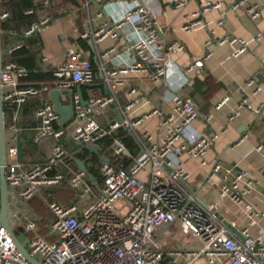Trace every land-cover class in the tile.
<instances>
[{
    "label": "built area",
    "instance_id": "obj_1",
    "mask_svg": "<svg viewBox=\"0 0 264 264\" xmlns=\"http://www.w3.org/2000/svg\"><path fill=\"white\" fill-rule=\"evenodd\" d=\"M30 1L33 7L24 11L26 16L36 15L39 9L47 10L53 2ZM99 1L85 0L84 7L89 9ZM200 1V10L183 31H207L205 60L211 58L213 45H227L233 49L232 57L239 58L249 51L252 43L259 44L263 40L264 34H258L252 41L230 35L218 37L228 13L258 20L261 8L257 4L250 0L232 4ZM122 4L110 12L97 29L80 36L95 45L107 39L124 42L126 58L118 55L111 69L99 67L109 96L91 91L84 106L81 95L73 94L77 87L92 85L97 78L92 62L79 50L67 53L64 62L53 71L51 84L27 85L29 71L24 66L13 61L2 63L0 85L5 128L7 126L12 132L8 148L5 146V180L10 194L15 195L25 209L19 214L12 212L11 219L16 238L23 234L27 239V254L20 251L15 238L0 224V264H264V241L251 236L258 215L249 199L258 185L255 176L244 169L238 170L220 157L211 164L205 176L201 189L205 186L207 191L203 196L201 190L191 193L186 188L191 177L182 156L200 161L202 167L207 166L206 155L225 132L200 135L193 131L200 114L190 96L181 92L173 94V109L169 114L155 110L145 118L132 119L128 113L139 99L137 90L131 88L128 92L130 103L119 108L122 123L110 121L108 110L116 104L120 89L127 85L126 77L142 76L160 84L178 75L183 86L190 87L194 77L204 68L203 60L184 69L178 68L172 57L183 52L185 47L180 42H167L166 32L153 15L150 4ZM172 6L182 9L186 3L174 1ZM211 11H220L223 18L214 23L203 20ZM103 15L98 14L99 17ZM9 18V10L1 7V23ZM50 23L51 17L42 15L23 35L25 38L39 35ZM24 45V41L14 43L7 54L12 55ZM115 52V47L110 48L100 59L103 61ZM254 84L251 80L247 86L254 87L253 93L257 94L261 88ZM53 91L72 93L74 117L69 128L59 125L60 117L48 99ZM36 98L41 99L42 104L35 112L39 126L35 129L34 142L39 145L52 140L54 144L52 154L44 162L23 167L17 160L20 112L23 105ZM62 99V102H69L66 96ZM231 99L225 96L215 109L221 110ZM243 109L260 114V109H253L244 97L229 121L238 118ZM153 115H160L158 138L138 130L141 123ZM204 121L210 122V117H205ZM120 129L134 141L135 155L130 154L121 138L114 136ZM65 138L82 147L77 152H69L62 142ZM108 139L112 141L109 158L103 156L104 143ZM92 146L99 148L96 174L90 173L94 168L90 161L92 153L84 160L78 157ZM255 151L264 153V146L258 144ZM75 160L84 162L87 173L78 168ZM63 186L74 196L68 205L51 200L47 195L48 191ZM35 198H41L47 205L49 223L43 224L39 217L24 215L30 212L28 203ZM121 204L124 213L118 211L117 206ZM172 226H176L178 232L171 230ZM163 229L164 237L160 241L157 234ZM175 233L178 234L176 246L170 245L167 239ZM190 237L193 238L191 248H186Z\"/></svg>",
    "mask_w": 264,
    "mask_h": 264
},
{
    "label": "crops",
    "instance_id": "obj_2",
    "mask_svg": "<svg viewBox=\"0 0 264 264\" xmlns=\"http://www.w3.org/2000/svg\"><path fill=\"white\" fill-rule=\"evenodd\" d=\"M174 1H183L186 6L182 9H176L172 6ZM210 1L232 4L238 0ZM250 1L260 6L261 17L258 20H252L244 14L228 13L224 18L225 27L218 30V37L230 35L252 41L258 34H264V0ZM125 2L127 4H150L153 15L166 32L167 42H180L184 45L185 50L177 52L172 57L178 68H187L198 60L204 61V68L194 77L190 87L183 86L178 75H172L160 84H154L142 76L131 75L126 77L127 85L120 89L116 104L112 105L108 110L110 121L114 122L116 120L114 113L116 110L130 103L131 98L128 92L131 88L137 90L139 99V103L128 113L132 119L145 118L155 110H158L159 113L169 114L173 109L171 99L173 94L181 92L190 96L200 114L199 120L194 123L193 131L200 135L225 132L206 155L207 166L202 167L200 161L182 156L185 169L191 177L189 191L197 193L201 190L200 194L202 196L206 193L207 188L205 186L201 189L205 176L210 172L211 164L220 157L227 163L236 166L238 170H246L248 174L255 176L258 181V185L249 195V199L258 214L256 225L251 229V236L253 238H262L264 241V153L258 154L255 151L258 144L264 146V38L259 44L252 43L249 51L239 58L232 57L233 49L231 47L213 45L211 47V58L205 60L206 51L204 44L209 37L207 31L204 29L192 32L183 31V27L192 21L193 15L200 10V4L202 3L200 0H101L98 3L91 4L89 9L84 7L85 0H53L50 8L47 10L39 9L36 15L31 16L34 17L33 23L42 15L47 14L51 17L49 27L41 34L33 37L39 38L38 41L42 43V47L38 48L36 55V68L39 71L51 72L53 75V71L64 62L70 50H79L92 62L97 74V78L92 84L94 85L93 89L82 86V98L87 100L91 91L97 95L106 96L107 87L101 79L99 67L103 65L106 69H111L119 56H122V59L126 58L124 42H115L107 39L95 45L91 40H83L80 36L82 33L97 29L98 26L106 21L110 12L113 13V10L117 9L118 5ZM100 12L104 14L102 17L98 16ZM221 18H223V15L220 11H211L204 15L203 20L214 23ZM24 31L22 30L19 35L11 31L8 33L2 45L4 57L9 56L7 51L16 42L24 41L25 45L22 49L26 48L31 37L25 38L23 35ZM113 47L116 48L117 52L108 55L102 61L100 55ZM16 63L21 65L18 62ZM251 80L255 82V86L261 88L259 93L254 94V87L250 88L247 86V83ZM25 82L27 85L34 84V86L51 84L53 77L50 81ZM73 94H79L77 88L73 90ZM49 95L48 99L51 101ZM225 96H231V101L221 110H216V104ZM244 97L248 98L253 109H260V114L256 115L251 110L243 109L240 112V116L230 122V115L236 110L239 101ZM62 101L63 99H61L62 106L69 105V102ZM41 104V99H32L23 105L20 112L19 127L21 128V133L17 143V160L23 167L42 163L52 154L54 144L52 140H46L39 145L34 142L35 129L39 126L35 119V112ZM205 117H210V122H205ZM72 122L73 119L64 126L69 128ZM159 123L160 115H153L144 120L138 130L140 132H149L155 138H158ZM11 136L12 132L6 126L5 146L7 148ZM128 136L130 135L128 134ZM62 142L69 152H77L80 148L66 138ZM88 153L90 155L91 152L88 151ZM103 154V156L108 158L111 156L108 149L103 151ZM133 154L135 155L136 152ZM92 155L99 158L98 154ZM91 159L92 156L90 157ZM129 161L128 164L131 162ZM141 177H144V175H141ZM47 195L49 199L55 200L62 205H68L74 197L65 186L48 191ZM36 199L28 203L30 212L24 215L28 218L39 217L43 220V224H47L50 221L48 208L44 204L46 213L43 214L42 207L35 204L34 200ZM19 204L16 196L10 194V211L19 214L24 209ZM175 227L172 226L170 229ZM163 231L164 229L157 234V238L160 241L164 237L162 235Z\"/></svg>",
    "mask_w": 264,
    "mask_h": 264
},
{
    "label": "water",
    "instance_id": "obj_3",
    "mask_svg": "<svg viewBox=\"0 0 264 264\" xmlns=\"http://www.w3.org/2000/svg\"><path fill=\"white\" fill-rule=\"evenodd\" d=\"M0 11H1V0H0ZM4 32L2 30V23L0 21V76L2 71V63H3V47H2V38H3ZM1 83V82H0ZM106 86V85H105ZM90 89L94 88V85L87 86ZM77 92L82 97V86L77 87ZM62 96H66L69 99V105L67 106H61V99ZM106 96H109V91L106 88ZM55 112L60 117V125L64 126L66 123L71 121L74 117V109L72 104V93L69 91L66 92H59V91H53L49 95ZM82 104L85 106L87 103L82 98ZM116 122L121 124L122 123V116L119 112V110H116ZM5 118H4V110H3V98H2V88L0 85V224L5 227L8 232L15 238V242L18 245L20 251H22L24 254L26 253L25 246L27 244L26 237L22 234L21 236L16 238V233H14V222L13 219H11L12 212L9 208V199H10V188L8 187L6 180H5V161H6V147H5ZM79 147H82V144H78ZM89 151L92 154H98L99 148L98 146H92L89 148ZM104 161L108 162L107 159H103ZM76 165L78 168L84 172L87 173V169L85 167L84 162L81 160H75ZM90 180H93V176L89 174ZM19 232L22 233V230L19 229Z\"/></svg>",
    "mask_w": 264,
    "mask_h": 264
},
{
    "label": "trees",
    "instance_id": "obj_4",
    "mask_svg": "<svg viewBox=\"0 0 264 264\" xmlns=\"http://www.w3.org/2000/svg\"><path fill=\"white\" fill-rule=\"evenodd\" d=\"M1 7L2 10H9L10 12V18L2 23V30L4 32L3 38H2V45L4 44V41L7 38L8 33L11 31L15 33L16 35L21 34L22 30H26L31 26V24L34 21V17L26 16L24 14V11L26 9H29L33 7V4L30 0H1ZM32 36L26 46V48L14 52L10 56H3V62L5 61H16L19 64L25 66L29 71V76L26 79L28 82H42V81H50L53 77L51 72H43L39 71L36 68V55L38 53V48L42 47V43L38 41L39 38H33ZM29 47V48H28ZM37 49V51H36ZM115 137H119L122 139V141L126 144L128 150L132 155L136 152V146L134 141L128 134L123 130L120 129ZM111 140L108 139L104 143V149H109V146L111 145ZM104 150V151H105ZM135 151V152H134ZM89 156L88 151H85L83 155H79L80 159H86L85 157ZM93 167L91 168V174H96L95 170V164L97 165L100 161V158L98 156L92 155V159L90 160Z\"/></svg>",
    "mask_w": 264,
    "mask_h": 264
},
{
    "label": "rangeland",
    "instance_id": "obj_5",
    "mask_svg": "<svg viewBox=\"0 0 264 264\" xmlns=\"http://www.w3.org/2000/svg\"><path fill=\"white\" fill-rule=\"evenodd\" d=\"M186 188L189 190V186H186ZM35 201V204H37V205H40L42 208V210H43V214L44 213H46V204H45V202L43 201V200H41V198H37L36 200H34ZM46 206H45V205ZM117 208H118V211L120 212V213H124V210H123V205L121 204V205H119V206H117ZM171 230H173V229H171ZM178 229L175 227L174 228V231H177ZM178 232V231H177ZM168 240L171 242V244L170 245H174V246H176L177 245V240H178V234L177 233H175V234H173L171 237H169L168 238ZM187 244L185 245V247L186 248H191V245H190V242H193V238H188L187 239ZM169 245V246H170ZM199 264H202L201 262L199 263Z\"/></svg>",
    "mask_w": 264,
    "mask_h": 264
}]
</instances>
